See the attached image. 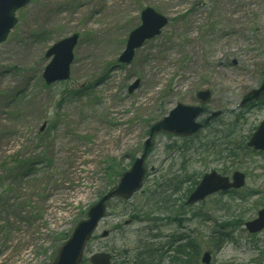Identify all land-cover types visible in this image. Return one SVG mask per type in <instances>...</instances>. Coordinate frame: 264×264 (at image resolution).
I'll use <instances>...</instances> for the list:
<instances>
[{
	"label": "rangeland",
	"instance_id": "374dc122",
	"mask_svg": "<svg viewBox=\"0 0 264 264\" xmlns=\"http://www.w3.org/2000/svg\"><path fill=\"white\" fill-rule=\"evenodd\" d=\"M147 7L169 24L131 65H120ZM17 18L0 46V168L33 157L43 161L27 179L22 172L0 173V264H52L89 209L120 182L121 176L110 177V165L129 171L144 154L150 128L178 104L198 106L204 90L212 93L206 108L223 115L197 136L154 137L142 190L108 204L82 264H91L96 253L125 264V249L135 250L138 239L163 248L162 264H202L206 252L211 264H264V231L251 235L245 228L264 208V154L238 149L264 121V99L242 105L264 82V0H36ZM74 34L80 40L71 79L46 86L47 50ZM136 81L138 89L129 94ZM210 139L236 151L216 155ZM212 171L242 172L246 185L185 207L187 214L174 221L171 212L187 200L186 190ZM152 193L170 204L161 212L145 209L154 212L144 216ZM225 230L232 239L215 251L214 232ZM186 239L200 254L182 262L173 258L174 248Z\"/></svg>",
	"mask_w": 264,
	"mask_h": 264
},
{
	"label": "water",
	"instance_id": "95a60500",
	"mask_svg": "<svg viewBox=\"0 0 264 264\" xmlns=\"http://www.w3.org/2000/svg\"><path fill=\"white\" fill-rule=\"evenodd\" d=\"M35 0H0V45L6 42L10 33L18 23L16 13L27 7ZM169 20L159 14L153 8H146L141 13V25L134 29L127 40L126 48L119 57V63L130 65L136 52L147 41L161 35L162 30L168 25ZM79 42V35L75 34L53 44L46 52V59H51L43 72V80L47 86L66 82L71 78V66L74 62V51ZM140 82L136 81L129 87V94L135 92ZM264 95V84L249 93L243 100L242 105L254 102ZM211 92L200 91L197 94L200 106H186L178 104L168 117L156 123L150 129L149 138L145 144L144 154L135 160L131 169L122 175L119 184L99 199L88 211L86 220L80 222L74 229L69 240L59 249L53 264H81L86 244L92 239L100 222L105 218L107 203L119 197L130 200L144 185L146 176L145 160L155 135L167 132L176 136H193L198 133L206 123L222 115V112H212L205 123L197 120L205 113V106L210 102ZM43 130V129H42ZM247 146L257 152H264V121L250 138ZM246 185V176L241 172H235L232 178L222 176L212 171L203 176L197 188L190 194L187 205L199 204L209 197L227 193L231 190H240ZM247 231L254 235L264 230V208L258 212L257 218L246 223ZM109 233L105 231L103 238ZM211 254L205 253L202 258L203 264H211ZM92 264H112V256L108 253H97L91 258Z\"/></svg>",
	"mask_w": 264,
	"mask_h": 264
},
{
	"label": "trees",
	"instance_id": "16d2710c",
	"mask_svg": "<svg viewBox=\"0 0 264 264\" xmlns=\"http://www.w3.org/2000/svg\"><path fill=\"white\" fill-rule=\"evenodd\" d=\"M237 121L238 120L235 121V124L237 123ZM208 127H210V124L206 126V128H208ZM213 134H216L217 137H220L219 135H221V132H215ZM227 134H230V133L228 132ZM247 139H249V138H247ZM208 143H209L211 149L215 151L216 155H219V156H222L225 153H227L226 155H227V157H229V156L233 155L234 152L236 151L235 150L234 152H232V150L229 148L222 149L217 144H215L214 141L211 139L208 140ZM246 144H247L246 140H244L241 143V148H238V149H243L245 151L248 150ZM171 149L174 150V148H172V147H171ZM39 161L40 162L43 161V158H41ZM39 161L36 160V158H34V157L31 159L30 158L24 159L23 161L18 160L13 164L14 168H10V167L7 168V166H4L3 167L4 170H3L1 167L0 173L1 174H3V173L4 174H14V173L22 172L23 173V175H22L23 179H27V178H30L32 175L36 174V166L38 165V163H40ZM108 171L111 172L110 177L112 178L113 176L120 177L124 170H120V168H118L117 171H115V169H113V164H112L108 168ZM222 174L225 175L226 173L223 171ZM198 184L199 183L195 182L194 186H191L189 189H187L186 190L187 192L184 195V198L187 199L188 196L195 189V186H197ZM176 189L177 188H174V191H177ZM155 194L156 193H152L148 196L147 203L143 207L144 209H142V213L145 211V209H152L154 206H155V208L157 207V210H155L156 212H161V210H162L161 206L165 207L166 204H168V203L170 204L169 198H161L159 200H155L154 199ZM167 206H168V208L172 209V207L174 205H171V206L167 205ZM177 207H178V209H176ZM185 207H186L185 202L179 206H175V210H172V212H171V215H173L172 217H174V221L180 222L181 217H179V215L187 214V210L185 209ZM150 211L146 210L144 216H146L148 213H150ZM152 211L154 212V210H152ZM137 219H139V218H137ZM232 221L233 222L230 223L229 227H232L233 224L237 221L239 224L242 223L244 221V219L240 218L239 220H232ZM231 239H232V235L229 232H227V230H225V232H222V231L214 232V235L212 237L213 249L215 251L219 250L220 247L224 243L229 242ZM135 245H136V247H135V250H133V251L132 250L127 251V248L125 249L126 255L128 257V261H125L123 263H125V264H162L164 256L167 255V253L163 251V248L154 249L153 246L148 241H146L144 239H138V241L135 243ZM174 252H175L176 256H173V258L180 256L182 259V262L185 261L186 258H189V256H190L189 253L193 254L192 258H194V259H197L199 257V254H200V251L198 250V244L195 241L188 240V239H186L185 243L177 245L174 248ZM177 262H179V261H177Z\"/></svg>",
	"mask_w": 264,
	"mask_h": 264
},
{
	"label": "bare ground",
	"instance_id": "6f19581e",
	"mask_svg": "<svg viewBox=\"0 0 264 264\" xmlns=\"http://www.w3.org/2000/svg\"><path fill=\"white\" fill-rule=\"evenodd\" d=\"M228 81V80H227ZM239 82V80H237V79H235L234 81H233V83H238Z\"/></svg>",
	"mask_w": 264,
	"mask_h": 264
}]
</instances>
